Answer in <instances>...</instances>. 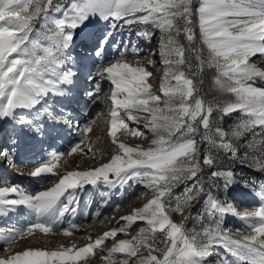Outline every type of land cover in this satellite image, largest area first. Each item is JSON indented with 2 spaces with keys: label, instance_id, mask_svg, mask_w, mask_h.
<instances>
[{
  "label": "snow or ice",
  "instance_id": "snow-or-ice-1",
  "mask_svg": "<svg viewBox=\"0 0 264 264\" xmlns=\"http://www.w3.org/2000/svg\"><path fill=\"white\" fill-rule=\"evenodd\" d=\"M50 8H63V18L54 20V40L51 46L42 49L43 54L40 55L37 51L39 45L35 39H30V33L33 32L36 18L41 14L45 20H49ZM96 14L101 19H110L111 24L109 31L99 41L95 56L100 58L105 45L109 44L120 53L116 62L97 74L101 77L107 74V79L114 86L111 92L110 135L117 142V132L128 128L120 115L119 110L123 109L132 120L140 119L133 112L147 114L143 116L146 121L144 127L151 128L157 138L152 140L146 150L139 145L132 147L118 142V151L109 162L92 170L67 172L53 186L35 194H26L24 189L17 186L0 187V212H4L9 206L26 205L36 214L37 221L41 218L47 220L35 222L26 230H19L17 235L23 236L25 232L30 235L34 229L47 234L52 232L53 226L64 212L76 211L79 205L77 189L82 193L86 185L95 187L98 182L106 186L113 183L127 184L129 180H133L146 183L154 190L155 196L121 219L129 223L146 220L149 227L141 228L140 235L132 240L121 239L113 243L107 250L108 257L104 258L107 264H113L110 257L114 253H125L128 258H137L135 264H203L213 254L214 246L223 247L234 258L229 260L227 256H222L216 264H264V185L260 186L261 191L257 193L262 202L259 210L243 214L235 212L233 205L226 199L220 200L212 196L204 187V182L198 175L202 171V165L211 168L217 166V162L211 154L204 155L201 161L197 140L193 138L202 127L203 141L230 153L233 161L238 160L243 166L250 164L253 170L264 172V86H255L254 83L256 79L264 80V69L249 63L250 56L259 54L264 57V0H199L195 12L192 0H72L66 8L54 4V0H0V118L11 116L20 128L41 133L39 112L29 119L25 116L17 117L14 110L33 108L41 97L53 89L56 90L55 95L70 94L66 85L72 82L76 73L72 67L65 66L67 58L63 51L72 41L75 29ZM194 15L200 39L209 50L208 67H215L224 78L221 85L224 92L236 97L235 102L225 103L215 110L222 116L235 111L245 113L247 119L242 121L233 135L241 136V129L259 128V133L253 131L254 137L259 135L262 138L259 147L245 142L241 146L244 149L241 154L237 146L225 142L227 134L220 126L214 129L219 143L209 135L214 108L211 104L205 108V101L194 97L193 79L188 78V73L181 70V66L186 64L185 48L177 39L181 33L190 43L197 38L193 30ZM178 20H183V25H179ZM121 23L153 24L165 33L159 46V55L165 65L164 81L161 84L165 97L163 107L160 106L161 96L154 94L147 82L151 73L143 66H133L126 62L129 45L119 40L113 42L114 33ZM87 39L86 36L85 40ZM135 51L133 47L132 52ZM12 54L16 56L13 57ZM197 59L200 60V57L197 56ZM148 63L152 64L153 61L149 60ZM203 64L204 61L201 60L197 72L202 71ZM46 74L52 78L44 79ZM169 80H174L175 84H170ZM61 85L64 87L61 88ZM86 95L93 96L95 92ZM87 131L89 128L86 126L82 135ZM133 134L142 135L139 131ZM78 150L83 151L80 143L72 147L69 154ZM60 158V155L52 153L50 162L40 164L30 175H55L56 162ZM110 174L117 178L115 182L110 180ZM234 175L231 170H215L211 172L209 179L214 181L223 177L222 188L220 185L216 187L227 197L228 189L233 184L240 183L234 179ZM188 181L192 183L189 185ZM179 184H185L184 191L175 197L176 206L171 207L169 199ZM242 186L250 185L248 181H244ZM9 194L19 198L7 199ZM203 196L210 197L206 202L210 220L208 224L202 225L201 231H189L183 223L188 219L184 215V209ZM61 197H65L67 203L58 207ZM171 212L180 213L182 221L174 222L170 218ZM228 213L251 220L248 234H240L238 230L233 236L221 227L220 217ZM72 227L75 228L76 225L73 224ZM63 231L65 235L70 234L67 228ZM119 231L123 229L106 231L94 242H88L78 249L24 250L9 258L0 257V264H76L104 241L114 238ZM157 231L164 234L161 241L164 246L154 249L157 239L154 234ZM15 238L13 235L9 242ZM149 238L151 243L148 242ZM141 247L148 249L147 256L138 257ZM128 258L122 259L120 264H130Z\"/></svg>",
  "mask_w": 264,
  "mask_h": 264
},
{
  "label": "rangeland",
  "instance_id": "rangeland-1",
  "mask_svg": "<svg viewBox=\"0 0 264 264\" xmlns=\"http://www.w3.org/2000/svg\"><path fill=\"white\" fill-rule=\"evenodd\" d=\"M71 2L72 0H54V4H60L65 8ZM196 7H198V0H192L193 12H195ZM49 17V20H45L43 14L37 17L33 32L30 33V39H35L39 45L37 51L40 55L43 54L42 49L51 46L54 40L56 32L54 20L63 18V8L59 10L50 8ZM183 23V20H178L179 25H183ZM110 24V19H101L99 14L90 16L75 29L73 46L69 50L65 49L63 51L64 56L67 58L65 66L72 67L76 74L81 75V80L76 86L79 91L78 94L69 97L59 96L54 94L56 90L53 89L41 97L40 102L34 105L33 108L14 110L17 117L25 116L29 119L33 118L36 112H39L38 123L42 126L41 133L38 134L36 131L20 128L11 116L0 118V187L17 186L24 189L26 194H35L53 186L67 172L92 170L93 168L90 165L97 163L98 157L96 155H99V152L103 153V155L107 153L108 157L103 162H109L118 151V142H124L132 147L139 145L141 149L146 150L152 140L157 138L151 128L144 127L146 121L143 116L147 114L133 112L134 115H139L140 119L132 120L123 109L119 110L120 115L125 120L128 128L117 132V142H114L110 135L111 92L114 86L107 79V74L102 77L97 74L104 67L116 62L120 53L109 44L105 45L104 53L100 58H97L94 54L99 41L109 31ZM193 30L197 38L191 43L186 40L183 33L177 37L185 48L186 64L181 66V70L188 73V78L193 79L194 97L203 99L205 108L209 104L214 108L209 135L219 143L214 129L220 126L227 134L225 142L233 143L241 154L244 151L241 146L245 142L254 143L259 147L262 138L259 135L253 136V131L260 132L259 128L253 130L241 129V136L236 137L233 135L242 121L247 119L245 113L235 111L229 115L222 116L219 111L215 110L218 106L222 107L225 103L235 102L236 97L234 94L224 92L221 87L224 83V78L220 76L215 67H208L209 50L202 39H200L195 15L193 16ZM145 33L148 35H145ZM164 35L165 33L153 24L133 23L127 25L121 23L116 29L113 38V42L119 40L123 44L129 45V53L125 57L126 62L132 63L133 66H143L151 73V76L147 78V82L151 85V91L161 96V107H163L165 99L161 90L165 65L159 55V46ZM86 36L88 37L87 41L85 40ZM123 44L121 45V50H123ZM133 47L136 49L135 52H132ZM12 55L13 57L16 56V54ZM197 56L200 57V60L197 59ZM71 59H74L73 62H71ZM149 60L153 61V63L149 64ZM201 60L204 61L202 71L197 72L196 69L200 66ZM206 73H213L212 81L208 80L207 83L205 82L206 76H208ZM89 77H92V79ZM50 78L52 77L48 74L44 77V79ZM218 80L220 81L219 83L217 82ZM169 83L174 85L175 81L169 80ZM96 85L98 87H94ZM93 91L95 95H86V93ZM81 115L87 117L83 122L78 119ZM88 125L91 128L87 133L83 132L82 135L84 126L89 127ZM137 131L142 133V135L136 136L133 134ZM201 133H203L202 127L199 128V131L193 137L197 140L199 158L202 161L204 155L211 154L217 162V166L211 168L202 165V171L198 175L203 180L204 187L211 192L212 196L218 197L220 200L226 199L233 205L235 212L243 214L259 210L262 202L257 193L261 191L260 186L264 185V172L253 170V166L250 164L243 166L238 160L233 161L230 153H225L222 149L215 148L209 142L203 141ZM13 140L16 142L13 143ZM77 143H80L83 151L78 150L76 153L69 154L71 153V148ZM57 149L61 158L56 162L55 175L32 177L30 175L31 172L36 167H39L40 164L49 163L52 153H55ZM32 158L35 160L32 161ZM215 170H231L235 174L234 179L240 182L233 184L228 189L227 197H225L222 190L216 187V185H220L222 188L224 178L218 177L214 181L209 179L211 172ZM109 178L114 182L117 180L113 174H110ZM244 181H248L250 186H242ZM9 182H11L10 185H8ZM187 183L190 185L192 181ZM184 188L185 184H179L173 190V196L169 199L171 207L176 206L175 197L182 194ZM100 193H108L109 195L102 196ZM77 196L79 205L76 211L74 213L72 211L64 212L63 216H60L58 222L53 226L52 232L47 234L34 229L30 235L26 232L23 236L17 235L19 230H26L27 227L35 222H45L47 220V218H41L40 221H37L36 214L28 209L26 205L9 206L4 212H0V255L6 253L13 245L17 244L35 245L36 247L38 245V241L36 242L37 237L43 236V234L46 238L54 236L62 239L60 247H54L47 251L84 247L88 242L95 241V239L87 241L89 238V236L87 237V232L92 233L89 239L95 235V231L88 228L89 226L107 222L108 220L112 223L113 214L119 211H125L126 215L124 216H127L131 214L130 211L127 212L129 207L135 205L137 208L142 207L150 199L154 198L155 193L146 183L129 180L127 184L113 183L106 186L102 182H98L95 187L86 185L82 193L77 189ZM18 198L14 194L7 196V199ZM209 198L208 196H203L185 207L184 215L188 219L183 221V223L187 230L201 231L202 225L208 224L210 218L207 216L206 202ZM180 202L182 203V199ZM64 203H67V200L65 197H61L58 207ZM170 218L176 223L182 221L181 214L177 212H171ZM250 223L251 220L241 219L235 213H228L220 217L221 227L233 236L237 234L238 230L240 234H248L250 231L248 225ZM73 224L76 225L75 228L72 227ZM113 225L111 229H123V231H119L114 238L104 241L84 259L77 261L76 264H107V260L104 258L108 257L109 253L107 250L112 247L113 243L121 239L132 240L133 237L140 235L141 228L149 227L146 220H137L129 223L120 219ZM65 228L69 229V235L64 234L63 230ZM13 235L16 238L10 243L9 241ZM154 235L157 239L153 248L163 247L164 245L161 241L164 239V234L157 231ZM69 238L71 243L67 242ZM148 242L151 243L150 238ZM212 252L213 254L208 256L203 264H216L222 256H227L229 260L234 259L221 246H214ZM153 254H156V252L153 251ZM147 255L148 249L141 247L138 257ZM110 258L113 264H120L122 259L128 257L125 253H114ZM128 259L130 264H135L137 258ZM242 264H247V262H242Z\"/></svg>",
  "mask_w": 264,
  "mask_h": 264
},
{
  "label": "bare ground",
  "instance_id": "bare-ground-1",
  "mask_svg": "<svg viewBox=\"0 0 264 264\" xmlns=\"http://www.w3.org/2000/svg\"><path fill=\"white\" fill-rule=\"evenodd\" d=\"M198 4H199V0H198ZM73 44H74V39H72V41L69 42L68 47L66 48V50H69V48H71L73 46ZM73 60L74 59H71V62H73ZM249 63L256 64L258 67L264 69V57H261L259 54L250 56L249 57ZM80 80H81V75L80 74H76L73 77L72 82L70 84L66 85L67 90H68V92L70 94L69 95H64V96L69 97L71 95L78 94L79 91H78V88L76 86L80 82ZM254 83H255V86H264V80L256 79ZM60 87L62 88L64 86L61 85ZM76 115H78V114H76ZM86 118L87 117L85 115H81V116L78 117V119L81 120V122H83L84 119H86ZM88 128L90 129L91 127L89 126ZM55 153L59 155L60 152H58V149H57V151ZM102 155H103V153L101 154L100 152H99V155H96V157H98L97 163L96 164H94V163L91 164L90 165L91 168L95 169L96 167H100L101 165L104 164L103 160H106L108 156H107V153L106 154L104 153L103 156ZM34 160L35 159L32 158V161H34ZM10 183L11 182H9L8 185H10ZM38 187H40V186H38ZM136 208H137L136 205L133 206V207H129L127 212L130 211V213H131ZM124 215H126L125 211H119V212L113 214L112 223H111V221L108 220L107 222L106 221L105 222H100V223L93 224V225L89 226L88 228H90V229L95 231V235L91 239H89L92 236V233L87 232V237L89 236L87 241L96 239L98 237L96 235L103 234L106 231H110L111 227L114 226L113 224L117 223L121 219V217H123ZM37 238L38 239L36 240V242L38 241V245L36 247H35V245L34 246L33 245H20V244L19 245L18 244L17 245H13L10 250H8L6 253L0 255V257L9 258L11 255H14V254H16L18 252H21V251H24V250H28V249H39V250L47 251L48 249H51V248H54V247H60V245H62L61 244L62 243V239L60 237L55 238L54 236H52L51 238H46V236L43 234V236L41 235V236H39ZM67 242L71 243V239L70 238L67 239Z\"/></svg>",
  "mask_w": 264,
  "mask_h": 264
},
{
  "label": "trees",
  "instance_id": "trees-1",
  "mask_svg": "<svg viewBox=\"0 0 264 264\" xmlns=\"http://www.w3.org/2000/svg\"><path fill=\"white\" fill-rule=\"evenodd\" d=\"M212 74H209V73L207 74L208 76H206V80H205L206 83L208 82V80L212 81V79H213V75Z\"/></svg>",
  "mask_w": 264,
  "mask_h": 264
}]
</instances>
